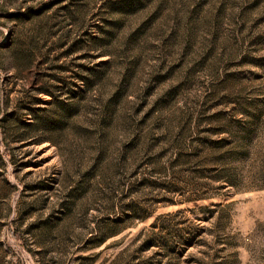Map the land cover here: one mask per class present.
Segmentation results:
<instances>
[{"label":"rangeland","instance_id":"1","mask_svg":"<svg viewBox=\"0 0 264 264\" xmlns=\"http://www.w3.org/2000/svg\"><path fill=\"white\" fill-rule=\"evenodd\" d=\"M0 264H264V0H0Z\"/></svg>","mask_w":264,"mask_h":264}]
</instances>
